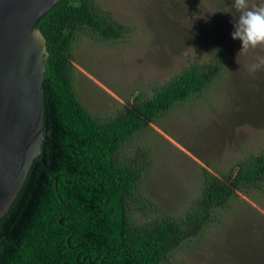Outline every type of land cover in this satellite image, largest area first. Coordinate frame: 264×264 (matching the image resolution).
I'll use <instances>...</instances> for the list:
<instances>
[{"label":"trees","instance_id":"obj_1","mask_svg":"<svg viewBox=\"0 0 264 264\" xmlns=\"http://www.w3.org/2000/svg\"><path fill=\"white\" fill-rule=\"evenodd\" d=\"M49 59L44 83L46 140L20 194L0 222V264H189L175 257L237 191L264 192V149L241 170L203 169L199 196L180 215L142 221L150 200L140 187L149 154L127 158L136 133L178 103L202 94L225 72L227 50L213 52L114 117L100 119L81 101L73 49L80 37L115 42L127 28L97 0H63L39 21ZM172 259H177L176 261Z\"/></svg>","mask_w":264,"mask_h":264},{"label":"rangeland","instance_id":"obj_2","mask_svg":"<svg viewBox=\"0 0 264 264\" xmlns=\"http://www.w3.org/2000/svg\"><path fill=\"white\" fill-rule=\"evenodd\" d=\"M97 1L127 28L115 42L83 35L73 49L77 93L100 119L148 99L192 64L227 50L225 72L204 93L178 103L123 147L127 158L149 154L140 187L150 202L137 217L148 222L180 215L199 196L204 168L223 178L263 151L264 70L253 75L248 66L264 50L240 53L242 42L232 37L233 0ZM175 257L189 264H264V192L237 191Z\"/></svg>","mask_w":264,"mask_h":264},{"label":"water","instance_id":"obj_3","mask_svg":"<svg viewBox=\"0 0 264 264\" xmlns=\"http://www.w3.org/2000/svg\"><path fill=\"white\" fill-rule=\"evenodd\" d=\"M61 1L0 0V222L42 160L49 51L38 21Z\"/></svg>","mask_w":264,"mask_h":264},{"label":"clouds","instance_id":"obj_4","mask_svg":"<svg viewBox=\"0 0 264 264\" xmlns=\"http://www.w3.org/2000/svg\"><path fill=\"white\" fill-rule=\"evenodd\" d=\"M232 10L237 17L232 37L242 42L240 53L264 50V0H233ZM260 70H264V56L248 66L249 74Z\"/></svg>","mask_w":264,"mask_h":264}]
</instances>
